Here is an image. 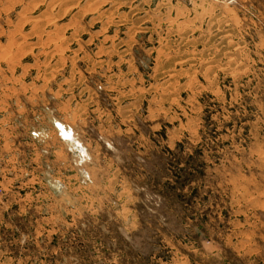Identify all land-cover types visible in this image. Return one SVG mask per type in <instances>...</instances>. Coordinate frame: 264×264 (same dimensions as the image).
Instances as JSON below:
<instances>
[{"label": "rangeland", "instance_id": "1", "mask_svg": "<svg viewBox=\"0 0 264 264\" xmlns=\"http://www.w3.org/2000/svg\"><path fill=\"white\" fill-rule=\"evenodd\" d=\"M0 264H264V0H0Z\"/></svg>", "mask_w": 264, "mask_h": 264}, {"label": "bare ground", "instance_id": "2", "mask_svg": "<svg viewBox=\"0 0 264 264\" xmlns=\"http://www.w3.org/2000/svg\"><path fill=\"white\" fill-rule=\"evenodd\" d=\"M48 21H49V20H48ZM48 21H47V22H48Z\"/></svg>", "mask_w": 264, "mask_h": 264}]
</instances>
